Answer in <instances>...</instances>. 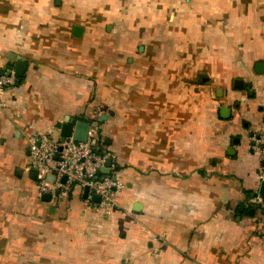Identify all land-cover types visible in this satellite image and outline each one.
Masks as SVG:
<instances>
[{
    "label": "crops",
    "instance_id": "crops-1",
    "mask_svg": "<svg viewBox=\"0 0 264 264\" xmlns=\"http://www.w3.org/2000/svg\"><path fill=\"white\" fill-rule=\"evenodd\" d=\"M18 60L0 264H264V0H0V69ZM71 118L101 125L107 215L81 186L44 201L29 169V136Z\"/></svg>",
    "mask_w": 264,
    "mask_h": 264
},
{
    "label": "built area",
    "instance_id": "built-area-1",
    "mask_svg": "<svg viewBox=\"0 0 264 264\" xmlns=\"http://www.w3.org/2000/svg\"><path fill=\"white\" fill-rule=\"evenodd\" d=\"M17 73L12 66L0 69V108L7 106V93L16 87ZM61 148V149H60ZM250 148L257 153L263 163L261 179L264 180V132L253 133L250 137ZM30 161L29 169L36 170L37 190L39 194H50V201L56 205L62 202L71 193L73 187H88L85 199L87 206L101 215L109 214L116 205L113 190L120 185L111 172L105 174L101 171L106 162L111 158L110 151L103 149L101 125L96 121H89L86 141H78L67 136L61 140V134L53 129L38 131L29 136ZM49 174L55 175V180L47 179ZM63 177L66 180L63 181ZM100 200L94 199V195ZM252 204L264 202L258 190L250 198Z\"/></svg>",
    "mask_w": 264,
    "mask_h": 264
},
{
    "label": "water",
    "instance_id": "water-1",
    "mask_svg": "<svg viewBox=\"0 0 264 264\" xmlns=\"http://www.w3.org/2000/svg\"><path fill=\"white\" fill-rule=\"evenodd\" d=\"M15 58H12V60H14ZM16 73L17 76L21 77L23 76L24 72H25V66H26V62L23 60H18L17 64H16ZM238 83V81H236V84ZM228 109V108H227ZM226 110V108L224 109ZM222 110V112L224 111ZM57 127L61 129V140H63L65 137L67 136H73L74 139L78 140V141H86L87 140V134H88V128H89V122L88 121H74L73 118L65 121V122H59L57 124ZM61 149V148H60ZM112 164V158H109L106 162V166L103 167L101 169V171L105 174H109L111 172L110 166ZM34 175H37V171L34 170ZM47 179H49L50 181H54L55 180V175L53 174H49L47 176ZM66 180V177H63V181ZM261 196L264 198V180L261 183ZM88 195V187H85L84 190V197H87ZM42 199L44 201H50L51 196L50 194H44L42 195ZM94 199L99 201L100 200V196L95 194L94 195ZM241 209H244V205L241 206Z\"/></svg>",
    "mask_w": 264,
    "mask_h": 264
}]
</instances>
